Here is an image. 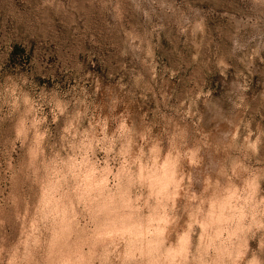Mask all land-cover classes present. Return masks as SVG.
Instances as JSON below:
<instances>
[{
    "label": "rangeland",
    "instance_id": "obj_1",
    "mask_svg": "<svg viewBox=\"0 0 264 264\" xmlns=\"http://www.w3.org/2000/svg\"><path fill=\"white\" fill-rule=\"evenodd\" d=\"M0 264H264V0H0Z\"/></svg>",
    "mask_w": 264,
    "mask_h": 264
},
{
    "label": "bare ground",
    "instance_id": "obj_2",
    "mask_svg": "<svg viewBox=\"0 0 264 264\" xmlns=\"http://www.w3.org/2000/svg\"><path fill=\"white\" fill-rule=\"evenodd\" d=\"M81 193V192H80ZM219 219H220V217H219ZM227 230V229H226ZM232 232V231H231ZM143 241H144V239H142ZM151 243V242H150ZM148 244V243H147ZM142 245V244H141ZM149 246H152V245H149ZM133 248V247H132ZM150 248V247H149ZM152 248V247H151ZM148 252V251H147Z\"/></svg>",
    "mask_w": 264,
    "mask_h": 264
}]
</instances>
